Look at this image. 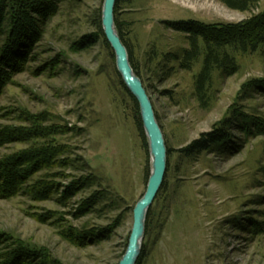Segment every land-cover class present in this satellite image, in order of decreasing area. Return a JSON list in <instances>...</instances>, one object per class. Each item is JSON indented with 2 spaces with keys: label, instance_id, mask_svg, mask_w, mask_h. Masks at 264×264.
<instances>
[{
  "label": "rangeland",
  "instance_id": "rangeland-1",
  "mask_svg": "<svg viewBox=\"0 0 264 264\" xmlns=\"http://www.w3.org/2000/svg\"><path fill=\"white\" fill-rule=\"evenodd\" d=\"M16 1L6 0V18ZM103 4L44 0L11 61L2 55L11 25L0 19V84L8 77L0 91V161L23 157L11 177L29 173L16 194L0 193V264L14 252L12 264H119L126 252L151 158L115 52L98 34ZM261 14L264 0L245 12L220 0L119 6L169 150L166 190L146 221L141 264H264V45L254 53L229 49L236 70L216 68L201 100L203 53L182 67L188 33L171 24H242ZM217 130L209 149L182 152Z\"/></svg>",
  "mask_w": 264,
  "mask_h": 264
},
{
  "label": "trees",
  "instance_id": "trees-1",
  "mask_svg": "<svg viewBox=\"0 0 264 264\" xmlns=\"http://www.w3.org/2000/svg\"><path fill=\"white\" fill-rule=\"evenodd\" d=\"M44 0H17L16 2H12L8 5V9L11 11L10 15L6 18L5 8L7 6L6 0H0V19L3 18L5 22L9 21L11 28L7 42L4 44L2 55L5 53H13V49H15L19 42L18 35L19 33H23L26 31L28 26H32L35 19L31 21V11L33 9L40 10ZM127 0H117L116 7H115V23L119 35L128 49L130 62L133 66L134 71L138 76H140L139 72V64L138 61L135 59L134 50L130 45L129 41L127 40L125 28L119 22L118 18L116 17V13L118 12L119 6L124 4ZM223 2L227 7L239 10V11H249L252 8L256 7L261 0H220ZM5 8V9H4ZM8 10V11H9ZM38 14H40L38 12ZM43 15V14H41ZM10 17V18H9ZM95 22L96 27L98 29V34L103 37L104 43L107 47L111 50L112 56L115 57L113 49L111 48L104 30L102 26V11L99 10L95 15ZM193 22V21H192ZM171 22L173 26L177 30H184L188 33V40H189V49L184 52V55L181 59V66L184 68H190L193 63H195L203 53V67L197 77L196 81V90L198 95L200 96L201 100H204L205 91L207 84L211 81L212 72L218 68L224 72H233L237 68L236 58L232 56L229 49L239 50L242 53L251 52L254 53L258 51L259 47L264 45V14H261L257 18H253L248 22H244L242 24H224L222 26H214V25H205L199 22ZM37 27V26H36ZM31 31V29H30ZM39 34V32L37 33ZM36 34V35H37ZM35 35V36H36ZM21 37V36H20ZM18 42H17V41ZM20 43V42H19ZM12 50V51H11ZM9 61L14 59V56H9ZM6 75L5 71L2 69L1 60H0V77L2 75ZM120 83L123 86L126 93L130 96L135 111V123L139 129L143 147L145 148L147 155H149V144L148 139L146 137L143 122L141 118L140 112V105L137 99L133 96V94L128 90L126 87L121 75L119 74ZM8 77H5L4 81L0 84V91H2L3 86L7 83ZM221 130H217L216 133H203L200 139L194 140L189 146L182 149V152L186 156H193L197 155L204 150L209 149V147L215 143L219 137H221ZM8 138L12 134H7ZM6 139V138H5ZM169 151V150H168ZM23 160V157H18L15 155L12 158H7L6 160L0 161V193L4 196L11 197L17 193L19 186L17 185L18 182H22L25 178L28 177V174H17L11 177V170H14ZM38 163L37 161H35ZM35 164V163H34ZM20 166V165H19ZM33 169L31 170L34 172L35 166H31ZM27 173V172H26ZM147 178H149V169L147 168ZM166 179L158 193H162L166 190ZM157 195V197H158ZM157 197L155 200H157ZM152 207L150 208L147 216V223L149 222L148 219L151 215ZM148 225V224H147ZM12 256L10 260H5V264H12L16 263L18 254L14 252L11 254ZM14 256V257H13ZM23 256L21 252V257ZM9 257V258H10ZM144 254L142 253L140 258L138 259L137 264H141ZM11 260L12 263L10 262Z\"/></svg>",
  "mask_w": 264,
  "mask_h": 264
},
{
  "label": "water",
  "instance_id": "water-1",
  "mask_svg": "<svg viewBox=\"0 0 264 264\" xmlns=\"http://www.w3.org/2000/svg\"><path fill=\"white\" fill-rule=\"evenodd\" d=\"M117 0H104L102 26L105 36L116 55V64L126 87L140 105L144 131L148 139L151 171L147 189L134 208V223L126 252L119 264H136L142 253V241L146 232V221L166 177L168 167V148L163 130L151 98L142 79L135 73L130 62L129 52L123 43L115 23Z\"/></svg>",
  "mask_w": 264,
  "mask_h": 264
}]
</instances>
